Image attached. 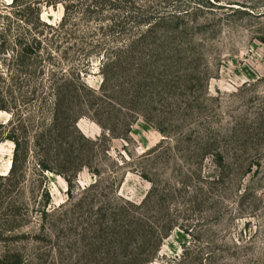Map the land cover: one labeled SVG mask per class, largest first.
Segmentation results:
<instances>
[{"label":"rangeland","instance_id":"rangeland-1","mask_svg":"<svg viewBox=\"0 0 264 264\" xmlns=\"http://www.w3.org/2000/svg\"><path fill=\"white\" fill-rule=\"evenodd\" d=\"M129 1L136 3L122 9L104 8L98 14L141 18L140 24L129 28L154 31L161 47L156 62L142 67L151 88L143 104L132 105L140 109L120 112L113 108L110 114L106 111V117L90 111L79 115L81 132L90 139L104 138L110 148L109 155H98L95 166L105 175L91 196L102 193L99 198L108 206L112 200L141 204L153 193L150 180L160 185L161 194H168V188L177 189L164 203L156 199V218L149 215L147 221L158 222L168 212L176 224L188 225L190 231L173 227L155 254L157 258L141 264H264V0ZM11 2L0 0V25L6 22L5 5ZM63 16L62 5L42 8L43 19L51 24H58ZM79 22L81 32L91 30L83 20ZM91 26L96 28L95 23ZM91 36L105 39L96 30ZM106 36L112 37L105 39L111 43L113 36ZM72 53L71 60L58 59L61 66L82 71L84 82L100 90L104 50ZM10 64L11 57L0 48V70L7 71ZM161 70L169 79L162 95L157 80ZM122 75L117 74L120 80H115V86H131L134 78ZM2 87L0 80V90ZM11 118L12 113L0 110V124ZM205 126L219 130L221 144L228 149L229 166L224 170L218 166L217 156L208 155L203 158L201 173L195 172L198 159L192 146L197 138L187 131L204 130ZM107 128H116L118 134ZM13 142L4 139L0 143L1 174L11 169ZM25 169L32 180L35 160L30 158ZM97 178L90 169L82 170L73 178L75 198L69 200L67 179L49 172L47 186L53 204H64V210L50 216L45 227L35 210L28 223L8 228L0 235V259L6 260L18 250L25 254L27 264H71L69 242H76V252L85 254L77 234L90 228L86 216H91V205L79 202L89 196L83 187ZM24 186L25 200L33 208V184L28 181ZM142 240L129 250L131 254L138 256ZM154 245L153 240L151 254ZM148 253L150 249L140 255L147 258Z\"/></svg>","mask_w":264,"mask_h":264},{"label":"trees","instance_id":"trees-1","mask_svg":"<svg viewBox=\"0 0 264 264\" xmlns=\"http://www.w3.org/2000/svg\"><path fill=\"white\" fill-rule=\"evenodd\" d=\"M135 3L129 0H12L4 8L6 22L0 25V48L11 57L12 64L7 71L0 70V80L5 85L0 90V110L12 113V118L0 124V143L4 139L12 140L15 149L10 171L7 174L0 173V235L8 228L28 223L30 212L35 210L40 214L45 227V221L50 216H57L65 208L64 204H53V196L47 186V174L50 172L64 176L69 183V200H74L73 178L88 168L99 179L83 187V193L89 196H85L79 204L85 205L88 201L91 205V216H86L90 228L85 233L77 234V241L81 239L84 245L81 251L85 254L76 252V242H69L71 264L152 263L173 227L180 226L190 231V226L176 224L168 212L158 218V222L147 221L149 215L156 218L153 215L159 207L156 206V199L164 203L168 195L177 192L176 188H168V194H161L160 185L150 180L153 193L141 204L120 198L123 200L121 203L112 200L109 206L100 200L102 193L92 196L90 193L99 186L105 175L99 165L95 166L98 155H109L110 148L104 138L90 139L81 132L77 126L80 113L90 111L94 115L106 117V111L110 114L109 110L113 108L120 112L140 109L132 105L143 104L142 100L149 97L151 88L142 67L147 62H156L159 57L161 46L157 44V33L152 30L132 31L129 28L131 24H140L141 18L98 14V10L104 8L122 9L132 7ZM44 5L64 7V16L58 24L43 19ZM81 20L90 31L81 32ZM93 23L96 24L95 29L91 26ZM95 30L101 36L105 35V39L112 38L106 36L110 33L113 41L108 43L103 37V40L92 39L91 34ZM117 36L123 40H118ZM94 49L104 50L100 62L104 80L100 90L84 82L82 71L74 67L66 69L58 61L71 60L72 52L88 55ZM128 67L129 71H125ZM117 74L119 78L125 74L132 76L134 80L131 86H115V80H120ZM157 80L162 95L169 85V79L161 70ZM122 96L125 100L120 99ZM99 122L103 124L102 120ZM107 129L118 134L116 128ZM160 130L165 133V130ZM187 132L190 137L197 138L192 146L196 152L194 157L198 159L194 164L195 172L201 173L203 158L207 159L208 155L217 156L218 166L223 170L229 166L226 161L228 149L221 144L219 130L205 126L204 130L189 129ZM30 158L36 163L32 180L25 169ZM145 177L150 179L147 174ZM106 180L110 183L116 181V178ZM28 181L33 184L31 192L36 204L33 208L25 200L24 185ZM162 208L168 209L164 206ZM165 229L168 232H163ZM139 239L143 240L136 256L130 251L136 249L134 244ZM153 240L156 245L151 254ZM149 249L150 253L145 254L147 258L140 255ZM78 253L80 258H77ZM0 263L27 264L25 254L18 250L6 260L0 259Z\"/></svg>","mask_w":264,"mask_h":264},{"label":"bare ground","instance_id":"bare-ground-1","mask_svg":"<svg viewBox=\"0 0 264 264\" xmlns=\"http://www.w3.org/2000/svg\"><path fill=\"white\" fill-rule=\"evenodd\" d=\"M10 161V160H9ZM12 161H10V163H11Z\"/></svg>","mask_w":264,"mask_h":264}]
</instances>
